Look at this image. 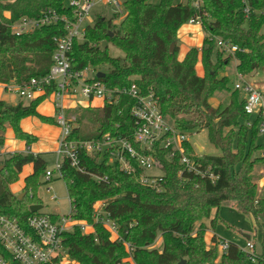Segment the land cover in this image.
<instances>
[{"label":"trees","instance_id":"trees-1","mask_svg":"<svg viewBox=\"0 0 264 264\" xmlns=\"http://www.w3.org/2000/svg\"><path fill=\"white\" fill-rule=\"evenodd\" d=\"M123 14L110 17L94 16L83 36L75 40L69 53L72 71L91 68L104 74L102 81L108 88H129L132 84L142 93L151 92L159 103L161 113L180 133L188 136L204 131L217 155H203V166L217 175L210 182L193 175L180 179L179 164L166 158V151L158 148V166L163 170L160 192L142 187L138 179L143 170L133 163L130 174L120 170L108 156L81 153L80 167L84 173L61 160L60 174L65 182L73 208V218L91 226L84 233L78 226L64 234L63 245L71 260L77 264H264V194L258 191L264 168L257 121L247 128L248 119L242 109L238 91L233 90L234 79L226 69L234 62L237 74L246 79L264 71V0H202L196 9L189 0L174 3L160 0H120ZM249 9L248 14L244 12ZM69 14L63 0H0V84L22 85L31 78L47 74L54 50L53 38L64 34L62 24L44 26L30 33L15 35L11 25L20 19L38 18L47 10ZM199 16L205 38L200 48H190L178 60V29ZM237 46L241 52L225 55L216 40ZM105 43V46L102 45ZM174 48L170 51V45ZM108 45L122 53L113 58ZM198 59L203 75L195 70ZM228 93L225 105L213 106L210 100L216 93ZM38 97L24 104L19 101L7 106L0 101V149L5 133L11 129L14 139L26 146L36 138L20 128L26 117H36L44 124H54V117L37 112L38 105L47 98ZM133 100L125 95L95 108L76 107L66 110L67 117L75 114L71 138L100 139L104 135L132 141L134 122L130 115ZM186 152H194L185 143ZM32 172L24 178L18 200L10 185L26 165ZM40 155L15 153L9 155L0 170V214L15 218L25 226L32 215L31 205H39L36 191L39 177L45 172ZM94 176L100 180H95ZM102 204V211L118 226L119 235L131 246L111 239L110 233L93 219L94 206ZM252 217L261 236V249L254 260L240 248L229 243L225 253L215 247L207 248L205 234L217 224L222 205ZM36 214H41L37 212ZM52 218L56 215H50ZM209 221V227L205 224ZM160 238L162 249L152 247ZM215 240V237H213ZM1 252V249H0ZM128 261V262H127Z\"/></svg>","mask_w":264,"mask_h":264},{"label":"built area","instance_id":"built-area-1","mask_svg":"<svg viewBox=\"0 0 264 264\" xmlns=\"http://www.w3.org/2000/svg\"><path fill=\"white\" fill-rule=\"evenodd\" d=\"M198 9L202 0H189ZM64 7L70 9L69 14H59L55 10H47L38 18L24 17L11 25L12 32L19 36L30 33L44 26L62 24L64 34L53 38L54 50L51 57V66L46 75L31 78L22 85L9 84L5 89L13 91L22 101H32L46 95L52 98L54 119L60 129L57 139V157L60 158L55 168L44 174L45 183L52 180L55 172L59 177L61 160H66L72 168L84 173L80 167V155L108 156L109 162L117 163L120 170L126 174L133 172V163L143 170L138 182L142 187L160 192L163 188V170L158 164V148L166 151V158L176 160L179 164L177 175L184 179L187 175H193L210 182L217 180L209 166H203L202 150L193 146L194 152H186L185 143L188 135L180 133L161 113L159 103L155 96L142 93L136 85L129 88H108L102 81L96 79V75L88 76L96 71L85 68L81 71H72L70 67L69 53L75 40L83 36L81 26L89 20L92 10L96 5L112 6L119 13H123L120 0H63ZM244 12L248 14L246 7ZM187 24L201 27V19L196 16ZM217 46L225 55L241 52L237 46L230 45L222 40H216ZM98 72H96L97 74ZM233 90L238 91L242 101V109L247 116L244 122L247 128H251L257 121L259 136L264 135V85H255L244 76L237 74L233 82ZM125 95L133 100L130 115L134 122L132 141L126 138H112L104 135L100 139L81 140L72 139L74 128L71 119L67 117L66 110L76 107L95 108L97 105L113 103L116 98ZM190 143V142H189ZM264 156V154H262ZM152 171L156 173H152ZM151 172V173H150ZM264 180V172L261 175ZM95 180H100L94 176ZM52 189L48 188L50 193ZM69 199V198H68ZM56 201L55 195L51 197ZM69 212L66 215H58L52 218L46 214H32L26 219L25 226L17 219L0 214V264H72L63 245L64 234L78 226L82 232L87 231L88 226L84 222H78L73 218V208L69 200ZM93 219L100 223L111 235V239L125 245L128 252L131 250L129 243L123 241L119 235L117 224L102 211V204L94 206ZM92 229V227L90 226ZM211 248L215 247L219 254L225 253L229 243L220 239L211 241ZM244 254L254 260L255 244L250 240L244 249Z\"/></svg>","mask_w":264,"mask_h":264},{"label":"rangeland","instance_id":"rangeland-1","mask_svg":"<svg viewBox=\"0 0 264 264\" xmlns=\"http://www.w3.org/2000/svg\"><path fill=\"white\" fill-rule=\"evenodd\" d=\"M149 2L151 4L156 5L160 2V0H149ZM180 2H184V0H174V3H180ZM114 12H118V11L116 8L112 6L96 5V7H94V9L91 12L89 20L85 21L81 26V30H84L87 26H91L93 24L94 16L97 13L106 17H110L111 14ZM120 14L122 15L123 13ZM261 32L264 34V27L262 28ZM202 34L205 37V33L203 31ZM177 41H178V45L180 46L178 39ZM102 46L104 47L105 43ZM107 52L109 56L113 58L123 56L119 50H117L115 47L111 45H108ZM178 57H179V50H178L177 58ZM234 64L235 63L232 62L230 66L226 69V74L231 79H235L236 76ZM195 70L198 72V74L203 75L202 65L199 59L196 64ZM93 75H96V72L88 74L89 77ZM248 80L255 85L263 86L264 71L257 72L255 75L249 77ZM1 86L3 85L0 84V87ZM4 90L5 91L3 92L2 98L7 106H14L20 101V99L15 95L13 91H10L8 89H4ZM227 98H228V93L226 92L216 93L215 96L210 100V102L215 107L218 105H225L227 103ZM22 101L24 102V104L28 102L26 100H22ZM41 109L44 111L50 110L49 99L45 100V102L41 105ZM68 117L71 119V121H74L76 116L74 113L71 112ZM30 121L34 123L32 118L30 119ZM43 124L39 123V124H35L34 126L35 128L34 132L38 136V140L35 142L36 144L34 145H35V150L39 152L40 157L45 161L44 171H51L55 168L56 161L60 160V158H58L55 153L57 148L55 142L58 138V134L60 133V129L54 124H46V125ZM73 126H76V124H74ZM188 141L193 146H198L202 148L203 155L218 154V150L209 144L206 137V133L204 131L188 136ZM257 144L260 145L262 148L261 151H259V153L256 154V156L264 157L262 156V154H264V135L258 137ZM8 145L9 144H7V146ZM13 148H14L13 150H15V152L13 153H7L5 150L4 152L0 153L1 169L3 164L5 163V160L8 158L9 155L20 153V150H22V148H23L22 151L26 150V146L22 142L14 139H13ZM31 169L32 168L30 164L26 165V167L22 170V172L18 176V181L10 185L11 191H13V194H15L16 196L22 194L24 176L25 174L31 172ZM263 172H264V168H260L259 169L260 177H262L261 175ZM152 173H156V172L152 171ZM39 182L40 185L36 191V198L39 201V204L42 206V209L39 212L41 214H46V215L48 214L66 215L69 212V207H70L68 193L65 182L59 177L58 173L55 172L52 176V180L48 183H45L44 176L41 174L39 177ZM48 188L52 189L50 193L47 192ZM258 191L259 192L262 191V193L264 194V180L262 179L258 181ZM53 195L56 196L57 198L56 201L51 200V197ZM215 215H217L218 218L217 224L213 229L209 228L205 234V243L207 248H211L210 244L211 241H213V235H214L217 239L226 241L228 243H233L237 245L240 249H244L246 243L248 242L246 236H249L251 237L250 241L253 244H255L256 253L260 252L262 239L259 232L256 230L254 226L252 217L238 212L234 208L233 204L222 205L217 212L216 211L212 212L211 217H215ZM208 222L209 221H205V224L209 227ZM89 230H91L90 226H88L87 231ZM152 247L157 250H161L162 249L161 239L158 238L156 242L152 245ZM72 264H77V263L74 262ZM128 264H133V263L129 261Z\"/></svg>","mask_w":264,"mask_h":264},{"label":"crops","instance_id":"crops-1","mask_svg":"<svg viewBox=\"0 0 264 264\" xmlns=\"http://www.w3.org/2000/svg\"><path fill=\"white\" fill-rule=\"evenodd\" d=\"M185 1V0H184ZM204 36L202 34V29L200 26H197V25H190V24H184L182 25L178 31H177V39L179 40V43H180V46H179V60L181 61L185 54L187 53V51L190 49V48H200L201 45H202V42L204 40ZM198 66V65H197ZM197 72V71H196ZM203 73V72H202ZM198 74V72H197ZM199 76H202V74H198ZM5 87L4 86H1L0 87V101L4 102L5 101L3 100V92L5 91L4 90ZM46 99H49L50 100V110L48 111H44L41 109V105L45 102ZM45 100H43L37 107V112L45 117H54V108H53V104H52V98L51 97H47ZM101 105H97L96 107H100ZM33 119L34 123L30 121V119ZM43 124L42 122L39 121V119H37L36 117H26L24 118L23 120H21L20 122V128L28 133V134H31L33 135L35 138H36V141L38 140V136L37 134H35V124ZM25 124V125H24ZM43 125H46V124H43ZM45 136V134H44ZM59 136V134H58ZM13 139H14V136H13V133H12V130L11 129H7L6 133H5V142H4V146L0 149V153L1 152H4V150L7 152V153H13L15 152V150H13ZM58 139V138H57ZM9 140V141H8ZM16 140V139H14ZM17 141H20V140H17ZM35 141V142H36ZM22 142L24 145L25 143L23 141H20ZM32 143L30 144L29 146H26V150L25 151H22L20 150V153H31L33 155H39V152L37 150H35V145L36 143ZM7 144H9L7 146ZM55 145L57 146V140L55 142ZM202 149V148H201ZM57 150V148H56ZM17 152V151H16ZM56 153V151H55ZM57 156V154H56ZM57 162V161H56ZM26 167V166H25ZM24 167V168H25ZM23 168V169H24ZM31 168H32V165H31ZM31 172H32V169H31ZM31 172L25 174L24 178L29 175ZM11 190V189H10ZM13 193V191H11ZM40 205V204H39ZM49 215V214H48ZM51 215V214H50ZM52 215H55V214H52ZM58 216V215H56ZM213 237H215L213 235ZM215 239H217L215 237ZM251 240V237L250 239Z\"/></svg>","mask_w":264,"mask_h":264},{"label":"water","instance_id":"water-1","mask_svg":"<svg viewBox=\"0 0 264 264\" xmlns=\"http://www.w3.org/2000/svg\"><path fill=\"white\" fill-rule=\"evenodd\" d=\"M173 46H174L173 44L170 45V51L173 50ZM96 77H97V78H103V77H104V74L101 73V72H98V73L96 74ZM198 150L201 151L202 149H201L200 147H198ZM0 169H1V167H0ZM23 196H24L23 193L20 194V195H18V196H17L18 200H21ZM41 209H42V206H41V205H31V206L29 207V211H30V213H32V214L39 212ZM246 239L249 240L250 237H249V236H246ZM183 263H184V261H181L179 264H183Z\"/></svg>","mask_w":264,"mask_h":264}]
</instances>
